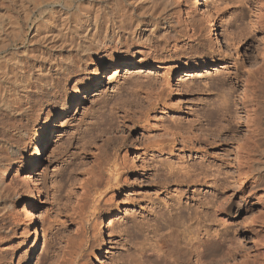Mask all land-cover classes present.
Wrapping results in <instances>:
<instances>
[{
    "label": "rangeland",
    "instance_id": "obj_1",
    "mask_svg": "<svg viewBox=\"0 0 264 264\" xmlns=\"http://www.w3.org/2000/svg\"><path fill=\"white\" fill-rule=\"evenodd\" d=\"M141 2L0 0V71L9 73L0 78V103L17 111L0 109V137L10 138L2 155L15 169L10 176L6 161L0 174L6 193L0 254L8 255L0 264H153L169 233L180 254L174 264H264V139L250 141L242 103L249 93L242 79L254 76L264 56L261 4L184 0L162 12L160 0L151 10ZM117 3L139 20L143 51L117 37L120 29L105 28L116 22ZM94 8L99 23L91 37L82 21ZM170 17L175 23L165 33L174 37L165 42L149 34L151 24L161 27ZM173 43L177 53L170 56ZM128 55L132 67L108 69L89 96L57 119L33 165L31 140L45 117L64 108L73 87L87 86L102 64ZM39 66L49 73L42 76ZM174 119H181L179 134ZM161 123H172L170 132ZM34 198L37 235L28 238ZM187 235L213 236L224 248L198 263L196 241Z\"/></svg>",
    "mask_w": 264,
    "mask_h": 264
},
{
    "label": "bare ground",
    "instance_id": "obj_2",
    "mask_svg": "<svg viewBox=\"0 0 264 264\" xmlns=\"http://www.w3.org/2000/svg\"><path fill=\"white\" fill-rule=\"evenodd\" d=\"M127 1V0H126ZM134 2V4L135 3H137V1H138V4H139V2H140V0H128V2ZM142 2V5H140L141 7L142 6H144V8H146L147 10H148V8H149V6L151 5L150 3L152 2L153 3V0L152 1H150V0H141ZM157 1V0H156ZM258 1V3H260L261 4V12H262V16H263V18H264V0H257ZM121 2V1H120ZM125 2V1H124ZM158 2H159V0H158ZM140 3V4H141ZM155 3V2H154ZM172 3H179L180 5H184L185 3H184V0H160V3H159V5H161L160 6V10H162V12H165V10H166V8L169 6V5H172ZM241 3V2H240ZM118 4V3H117ZM123 4V3H122ZM156 4H157V2H156ZM159 5H157V6H159ZM128 6V7H127ZM154 6V5H153ZM188 6V5H187ZM140 7V8H141ZM155 7V6H154ZM85 8V7H84ZM143 8V7H142ZM115 9V8H114ZM150 9V8H149ZM151 9H152V6H151ZM150 9V10H151ZM154 9H156V8H154ZM168 9V8H167ZM87 10V9H86ZM131 8H130V6L129 5H120V4H118V6H117V8H116V13L114 12V14H115V16H116V22L115 21H112V22H109V24H108V20L106 21L107 23L106 24H108V25H105L106 27L105 28H108V27H112V29H120V31L121 32H123V33H115V35L118 37V36H120V37H122L123 35H125V36H127V39L129 40V41H131L132 42V44L133 45H135V47L134 48H137V52H140V48L139 47H144L143 46V44H142V42L143 41H141L140 39H143L142 38V27H141V25H140V22H138L137 20H134L133 18H135V17H132L131 16ZM154 11V10H153ZM181 11V10H180ZM156 12V11H155ZM159 12H161V11H159ZM188 12V11H187ZM134 13V12H133ZM158 14V13H157ZM183 14V13H182ZM185 14H187V13H185ZM87 15L88 16H86V18L82 21V22H84L85 23V26H86V28H85V30L86 31H89V27H90V30L91 29H93V31L90 33L92 36L91 37H93L94 36V34L95 33H93V32H95V28H96V24H98L99 22H98V10L97 9H95L94 8V11L93 12H91V11H89L88 13H87ZM170 15V14H169ZM101 16H103V15H101ZM134 16V15H133ZM167 16H168V14H167ZM185 16V15H184ZM184 16H182V18L184 17ZM172 17V16H171ZM169 18L168 20H167V23L165 24V25H160L161 27H159L158 26V23L156 24L155 22L153 23V24H151L150 25V30H149V34H152V35H155L156 37H158V38H162L163 39V41H167V40H165V39H170V37H174V33H165V32H168L169 31V29L171 28V26L173 25V23L172 22H174V21H172V18ZM105 18V17H104ZM107 18V17H106ZM105 18V19H106ZM115 18V17H114ZM168 18V17H167ZM113 19V18H112ZM111 19V20H112ZM184 20H185V18H183ZM82 20V19H81ZM80 20V21H81ZM174 20V19H173ZM261 20V21H260ZM103 21V20H102ZM183 21V20H182ZM264 21V20H263ZM262 21V18L261 19H258V21H257V25L261 28L262 26L264 27V22ZM98 22V23H97ZM64 23V22H63ZM75 23V22H74ZM175 23V22H174ZM187 23V22H186ZM189 23V22H188ZM187 23V24H188ZM67 24V23H66ZM65 24V25H66ZM101 24V23H100ZM177 24V23H176ZM79 25V24H78ZM91 25H93V27L94 28H92L91 27ZM80 26V25H79ZM99 26V25H98ZM61 28L63 27V30H65L64 31V33L65 32H69V31H67V27H65V26H63V24L60 26ZM70 27V26H69ZM78 27V26H77ZM73 28H74V25H73ZM75 28H76V26H75ZM109 29V28H108ZM262 29V28H261ZM77 30V29H76ZM76 30H74V31H76ZM101 30V29H100ZM163 31V33H159L160 31ZM61 31V30H60ZM60 31H58V32H60ZM78 31V30H77ZM84 31V30H83ZM116 32V31H115ZM61 33V32H60ZM64 33H62V34H64ZM11 34V33H10ZM81 34V33H80ZM79 34V35H80ZM89 33H88V35H87V33L86 32H84V34H83V37L84 38H87V36H89L90 35ZM14 35V34H13ZM16 35V34H15ZM77 35V34H76ZM194 33H187V37L189 38V41L191 40H193V41H195L196 39L194 38ZM45 37V36H44ZM60 37V36H59ZM48 38V37H47ZM62 38V37H61ZM80 38V37H79ZM187 38V39H188ZM119 39V38H118ZM195 39V40H194ZM95 40V39H94ZM150 40V39H149ZM96 41V40H95ZM188 41V42H189ZM192 41V42H193ZM75 42V41H74ZM90 42V41H89ZM5 43V42H4ZM4 43L3 42H1L0 43V46H3L4 45ZM147 43H149V42H147ZM164 43V42H163ZM62 44V43H61ZM61 44H60V47H61ZM64 44V43H63ZM184 44V43H183ZM178 44L177 43H173V45L171 46L172 48V50L171 51H174L173 52V54H170V56L171 55H175L176 53H177V46ZM53 46V45H52ZM70 46V45H69ZM147 46V45H146ZM183 46V45H182ZM151 48H153V47H151ZM159 49V48H158ZM170 50V49H169ZM176 50V51H175ZM141 51H143V50H141ZM149 51V50H148ZM143 53V52H142ZM145 53V52H144ZM170 53H172V52H170ZM31 54V53H30ZM134 56V55H133ZM133 56H131V55H128L127 56V58L125 59V60H123V61H121V62H118L117 61V59L115 58V60H113V61H111V62H109V63H107V64H102V66H101V69L100 68H97L94 72H93V74H92V76H91V79H90V81H89V83L87 84V86H85V87H83L82 88V83L83 82H78L74 87H73V89H72V93H71V95H70V97H69V99H68V104H66V106L64 107V108H62V109H59V110H57L58 112H56V114H53V115H51V117H48V115L45 117V121H46V124H45V126H42L41 128H40V132H39V135L37 136V137H35V138H33L32 140H31V148H30V151H29V156L31 157V163L33 164V165H36L37 163H38V161H39V159L41 158V156H42V154L44 153V150H45V146H46V144H47V141H48V134H49V132L51 131V130H53L54 129V123L57 121V119H59L62 115H64V114H66L67 112H69V111H73V109H74V106H75V104H79L81 101H83V98H84V96H86V95H90L91 94V92L99 85V83H100V81H101V79H102V74H104V73H107V71H108V69H110V68H113V67H121L122 69L124 68V69H127V68H130V67H132L133 65H134V63H133ZM43 57V56H42ZM44 57H46V56H44ZM15 59V58H14ZM143 61H145V62H148V63H150L151 61L149 60V59H144ZM18 60L17 59H15V60H13L12 61V65L13 64H18ZM21 63V62H20ZM52 64H53V66H55L54 67V70H56V72H58L57 71V69H59V70H61V68H60V66L58 65V64H56L55 63V61L53 62H51ZM152 63V62H151ZM251 63H253V62H251ZM254 64V63H253ZM109 65V66H108ZM4 66V65H3ZM13 67V66H12ZM15 67V66H14ZM18 67V66H17ZM16 67V68H17ZM141 67H143V66H141ZM42 68V67H41ZM68 69V65H66V67H65V69ZM5 68L3 67V71H0V78H5L6 77V75L7 74H9V73H6V72H4L5 70H4ZM9 69V68H8ZM38 70H39V73L40 74H42V76L43 75H45V74H48L49 73V71H50V68L48 67L45 71L44 70H42V69H40V66H39V68H37ZM22 70V69H21ZM10 71V70H9ZM44 71V72H43ZM68 71V70H67ZM12 72H14V70L12 71ZM69 72V71H68ZM68 72H67V74H65L64 72H63V74L62 73H60V75L62 76V79L63 78H65V79H67L68 80V78H69V74H68ZM55 73V72H54ZM56 75H57V73H55ZM11 75H14V74H11ZM10 75V76H11ZM71 75V74H70ZM251 75H253V74H251ZM251 75H247L246 77H245V79H242L243 80V83H244V89L245 88H247V90H248V94L247 95H245L244 94V99H245V101H243L242 103H243V106H244V109H245V111H246V122L248 123V134L250 135V137H251V139H250V141L251 142H256L255 140V138L254 137H256V135H263V138L262 139H264V128L262 127L263 125L262 124H264L263 123V118H264V101L263 100H260V99H264V56L262 57V62H261V64H260V67H258L256 70H255V72H254V76H252L251 77ZM49 76V75H48ZM52 76V75H51ZM59 76V75H58ZM53 77V76H52ZM8 78H9V75H8ZM7 78V79H8ZM43 78H45V76L43 77ZM11 79V78H10ZM14 79V78H13ZM45 79H47V78H45ZM49 79V78H48ZM47 79V80H48ZM10 81H12V80H10ZM48 82V81H47ZM46 83V82H45ZM48 84V83H47ZM46 85V84H45ZM246 90V91H247ZM26 94V93H25ZM219 95V94H218ZM222 95V94H221ZM227 95V94H226ZM225 95V97H227ZM223 97H222V102H227L228 100L224 97V95H222ZM224 98V99H223ZM228 98V97H227ZM246 99L248 100L247 102H246ZM219 100H220V98H219ZM229 102V101H228ZM244 102H246V103H244ZM226 104V103H225ZM12 105V104H11ZM11 105H9L7 102H1L0 103V109H5V111H9L11 114H17L16 112V109L13 107V106H11ZM218 105H220V106H216V109L219 107H221L222 105H221V102H220V104H218ZM215 106V105H214ZM224 106V105H223ZM222 106V107H223ZM226 106V105H225ZM228 107V106H227ZM215 109V110H216ZM224 109V108H223ZM18 110V109H17ZM19 111V110H18ZM219 111V110H218ZM2 112V111H1ZM16 116V115H15ZM176 119V118H175ZM174 119V121L172 122L173 123V129L175 130V131H177V133L179 132V129H181L182 130V125H180L179 124V122H181V119H177L179 122H177V120H175ZM170 120V119H169ZM263 120V121H262ZM170 122V121H169ZM189 122V121H188ZM192 121H190V123H191ZM172 123H169V125L168 126H170V124H172ZM161 124H163V123H161ZM165 124V123H164ZM163 124V126H161V127H165L166 125H164ZM168 126L166 127V128H164V129H166V133H167V131H169V128H168ZM186 128V127H185ZM168 129V130H167ZM170 130H171V127H170ZM183 131H184V129H183ZM170 132V131H169ZM168 132V133H169ZM171 132L173 133L174 131L173 130H171ZM176 133V132H175ZM176 133V134H177ZM180 133V132H179ZM178 133V134H179ZM9 134V133H8ZM7 134V135H8ZM4 136L5 135H3V137H0V174L2 173V171H4V169L7 167L6 166V161H9V159H6L5 157H4V155H2V151H6V150H8L7 148L9 147V143L10 142H8L9 140H10V138H9V140L8 141H6V138L7 137H5L4 138ZM258 136V137H259ZM12 138V137H11ZM259 139V138H258ZM261 139V138H260ZM161 140V139H160ZM159 140V141H160ZM249 141V140H248ZM158 142V141H157ZM157 142H156V144H157ZM161 143V142H160ZM252 146V145H251ZM28 155V154H27ZM25 160V159H24ZM27 160V159H26ZM14 161V160H13ZM13 161H12V159H11V161H9L8 163H9V165H10V168H9V171H10V176L11 175H13V173L15 172V169H14V163H13ZM11 181V180H10ZM5 187V186H4ZM5 197H6V193H5V191L3 190V187H2V183H1V180H0V211H1V204L3 203V201H4V199H5ZM39 206V202H38V199L37 198H34L33 199V204H32V208H31V210H29L28 211V214L26 215L27 217H28V220H29V227H30V231L32 232L31 233V235L28 237V238H30V237H33V236H36L37 235V232H36V229H35V226H36V223H35V220H34V211L36 210V208ZM3 210V209H2ZM2 212V211H1ZM1 214V213H0ZM3 215V214H2ZM2 218V217H1ZM186 235V234H185ZM188 236V235H187ZM3 236H1V233H0V248H3V244H5L6 243V241L2 238ZM188 237H192L193 238V240H195L196 241V244H195V246H194V248H193V250H192V253H194V256H195V261L196 262H198V263H200V261L202 262V259H204L205 257H207V256H216V255H218L219 253H220V251L222 252V248H224L223 247V245L221 244V242H218L217 240H214L215 238L212 236V238H210L209 237V235L207 236L206 235V237H201V238H198V237H195V239H194V236H188ZM188 237H187V239H188ZM185 238V237H184ZM214 238V239H213ZM189 239H191V238H189ZM188 239V240H189ZM197 239V240H196ZM219 239V238H218ZM175 240L176 239H174V237H173V235L171 234V233H169L168 235H167V237H164V238H161L160 239V241H159V244H158V249H157V251H158V255H157V257H156V259H155V261H154V263L153 264H169V262L171 261V259H172V262L173 261H175L176 259H178L179 257H180V254H178L179 252H178V250H177V245H175ZM3 242V244H1ZM190 242V241H189ZM193 246V245H192ZM5 248V247H4ZM8 248V247H7ZM6 248V249H7ZM33 248H34V243L31 245V248H30V252H29V254H31L32 253V251H33ZM191 248V249H192ZM1 254H2V258H0V260H3V261H5L6 260V257L8 256H6L5 255V253H3V252H1ZM0 254V255H1ZM262 256V255H261ZM1 257V256H0ZM209 258V257H208ZM263 261V260H262ZM260 262V263H263V262ZM6 262V261H5ZM5 262H1V264L3 263H5ZM10 262V261H9ZM204 262V261H203ZM141 264L142 263H144V261H143V259H142V261L140 262ZM259 263V264H260ZM8 264V263H7ZM173 264H174V262H173Z\"/></svg>",
    "mask_w": 264,
    "mask_h": 264
}]
</instances>
